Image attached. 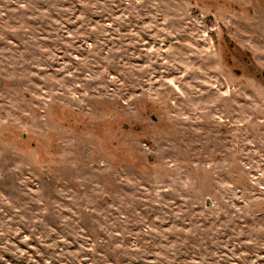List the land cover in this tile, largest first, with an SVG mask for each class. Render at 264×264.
Masks as SVG:
<instances>
[{"label": "rangeland", "instance_id": "374dc122", "mask_svg": "<svg viewBox=\"0 0 264 264\" xmlns=\"http://www.w3.org/2000/svg\"><path fill=\"white\" fill-rule=\"evenodd\" d=\"M0 264H264V0H0Z\"/></svg>", "mask_w": 264, "mask_h": 264}]
</instances>
